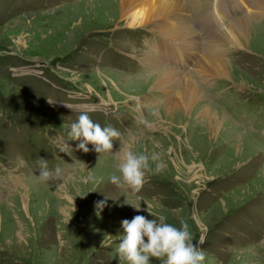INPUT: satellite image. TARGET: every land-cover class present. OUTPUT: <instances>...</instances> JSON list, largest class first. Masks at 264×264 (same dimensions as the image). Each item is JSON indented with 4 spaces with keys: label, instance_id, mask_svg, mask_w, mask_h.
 I'll return each mask as SVG.
<instances>
[{
    "label": "rangeland",
    "instance_id": "1",
    "mask_svg": "<svg viewBox=\"0 0 264 264\" xmlns=\"http://www.w3.org/2000/svg\"><path fill=\"white\" fill-rule=\"evenodd\" d=\"M190 1L183 0L190 19L212 12L213 0ZM249 1L232 9L231 22L259 2ZM118 3L0 0V264H123L115 258L121 221L135 215H164L177 227L186 222L203 264H264V14L250 18L254 36L244 46L221 45L220 34L214 36L229 70L202 78L205 68L194 71L206 43L198 33L195 47L181 48L190 55V72L177 61L148 64L161 34L151 22L126 25ZM208 22L209 32L225 28ZM181 45L180 38H166L167 48ZM169 66L179 81L170 87L169 78L168 88H159L155 80ZM188 77L205 98L199 102L229 118L219 138L189 114L163 113ZM81 101L107 106L88 115L120 132L111 154L91 144L85 153L80 140L69 138L82 112L74 103ZM62 141L71 155L60 150ZM127 146L155 154L150 165L161 167L146 173L139 192L110 181ZM45 161L50 171L64 170L61 181L40 179ZM127 203H140V210Z\"/></svg>",
    "mask_w": 264,
    "mask_h": 264
},
{
    "label": "bare ground",
    "instance_id": "2",
    "mask_svg": "<svg viewBox=\"0 0 264 264\" xmlns=\"http://www.w3.org/2000/svg\"><path fill=\"white\" fill-rule=\"evenodd\" d=\"M194 1L195 0L190 1L188 4H192ZM246 1L247 0H222L221 4H219V0H213L212 12L207 19L214 24L223 23L221 25H223L225 28L224 30L221 28L217 31H214L215 29H213L211 32H209V22L201 20L204 17L203 15H206V13L201 12L200 15L191 16L190 19L187 4L184 5L183 0H118L119 3L117 7L119 9V18L126 20V25L130 27L143 26L151 22L154 24L156 30L161 34V47L157 49V54L152 55L150 53L149 56L147 54L148 64L150 63L152 65H157L155 63L158 59H165L166 63H168V61H177L179 68H184V66H187L185 68L187 70L189 68L188 65L192 64L186 62L189 60L190 55L188 54L186 56V52L182 51L181 48L191 49L195 45V33H198V38L204 39L206 43L202 51V57L195 64L196 69H194V71H198L197 67L205 68V75L202 76V78H204L209 76L213 77L212 74L215 73L224 76L226 75L227 70H229H226L227 67L226 63L222 59V53H218L220 47L218 48V45L215 44L214 36L220 34L221 42L217 40L219 44L231 43L237 44L239 46H244L246 41L249 40L250 36H254V33H252L254 28L250 26V18L253 14H264V0H259V2L253 8V11L249 12L250 15L246 17L239 16L237 19H235V21L231 22L229 20L230 17L227 16L230 7H235L238 4L242 5ZM252 3V6H254L255 2ZM195 5L200 6L202 4L198 2ZM199 9L201 10L202 7L200 6ZM193 17L197 19L196 26L193 25L195 23ZM172 19L178 20L176 23H173ZM158 20L160 22H158ZM229 21L231 23H229ZM169 36L182 39V45L175 49L167 48L166 38ZM202 45L203 44L200 43V46ZM180 76L181 74L179 72H175L174 68L169 66L167 67L166 71L160 75L157 80H155L156 85L159 86V88H168V84L165 85V82H167V80L170 78V83L169 80L168 83L171 87L173 86V83H178ZM177 89L178 94L177 96L173 97H176V102L167 103V105H165L163 108V113H168L172 110H179L183 113V115L185 114L187 116L189 114L188 116L192 117L193 121L196 120L199 122L200 127L203 126L205 133L208 132L210 137L219 138L222 134L223 124L224 122H227V120L229 121V118L222 111L208 109V106L199 102V100H202L204 96L197 88L195 82L189 77L186 78L182 84L180 83V86H178ZM154 104L155 103L152 105ZM128 146L126 148H128ZM60 186L62 193H68L63 185ZM25 194L22 195L23 198ZM22 196L20 198H22ZM26 206L28 209V207L31 206V203H26ZM23 211L25 213L26 209ZM40 214L41 213H38V215Z\"/></svg>",
    "mask_w": 264,
    "mask_h": 264
},
{
    "label": "clouds",
    "instance_id": "3",
    "mask_svg": "<svg viewBox=\"0 0 264 264\" xmlns=\"http://www.w3.org/2000/svg\"><path fill=\"white\" fill-rule=\"evenodd\" d=\"M68 136L72 140H80L77 148L85 153L90 150L86 145L91 144L92 150L96 153L111 154L113 141L120 137V132L110 125L101 127L90 118L87 111H82L77 120L70 125ZM61 143L63 146L60 150L71 155L68 146L63 141ZM150 159L157 161L158 157L155 154L149 157L144 153L134 152L131 148H124L118 156L116 165L119 175H112L110 181L119 188L139 192L146 182V173L154 174L161 170L159 164L153 169ZM39 176L44 182L61 181L64 170L57 167L50 171L45 161L41 163ZM71 203L73 205V198ZM103 203L101 201L97 207H102ZM127 204L137 211L140 210V203ZM147 212L151 217L155 216L148 208ZM121 228L123 231L115 249V258L123 264H151L153 259L159 260L161 264H203L205 260L204 252L198 247L194 234L186 222L177 227L166 222L164 215L156 216L154 219L135 215L131 220L123 219ZM202 243L203 240H200L199 244Z\"/></svg>",
    "mask_w": 264,
    "mask_h": 264
}]
</instances>
